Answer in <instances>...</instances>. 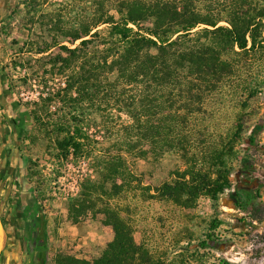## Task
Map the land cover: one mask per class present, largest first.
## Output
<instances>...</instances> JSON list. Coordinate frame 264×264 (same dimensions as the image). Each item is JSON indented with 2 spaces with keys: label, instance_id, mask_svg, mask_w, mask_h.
Wrapping results in <instances>:
<instances>
[{
  "label": "rangeland",
  "instance_id": "1",
  "mask_svg": "<svg viewBox=\"0 0 264 264\" xmlns=\"http://www.w3.org/2000/svg\"><path fill=\"white\" fill-rule=\"evenodd\" d=\"M93 1L17 0L12 16L0 27V66L12 90L11 99L19 101L28 115L24 152L28 187L48 239L43 264H56L59 255L93 260L115 237L111 216L103 212L101 203L82 212L74 200L83 177L92 173L98 178L93 165L107 145L102 112L82 124L98 141L93 154L77 158L70 149L65 156L58 142L63 138L61 125L74 123L72 110L57 99L44 101L67 85L72 71L58 74L53 61L59 53L68 56L62 46L74 48L80 43H73L71 37L88 24ZM240 61V75L222 85L198 115L192 133L195 141L187 154L170 151L160 159L135 164L143 185L156 187L174 182L193 161L199 162L198 168L212 169L213 178L225 163L233 188L217 202L200 196L192 207L169 198H150L136 189L125 190L111 201L132 224L136 242L149 250L153 264H264V50ZM94 121L98 127L87 125ZM256 125L262 126L260 131L253 130ZM245 155L254 163L250 176L239 171ZM236 187H260L254 208L257 220L251 217L253 209L238 207Z\"/></svg>",
  "mask_w": 264,
  "mask_h": 264
},
{
  "label": "trees",
  "instance_id": "2",
  "mask_svg": "<svg viewBox=\"0 0 264 264\" xmlns=\"http://www.w3.org/2000/svg\"><path fill=\"white\" fill-rule=\"evenodd\" d=\"M71 39L80 43L62 46L68 56L59 53L53 61L58 74L72 71L67 85L44 101L57 99L72 110L74 123L61 125L58 142L65 156L70 149L77 158L93 154L98 141L82 124L102 112L107 145L93 165L98 178L92 173L83 177L74 200L82 212L101 203L115 237L93 260L59 255L56 264H153L149 250L136 242L132 224L111 201L136 189L192 207L200 196L217 202L233 188L225 163L213 178L212 169L198 168L193 161L174 182L156 187L143 185L135 164L170 151L187 154L193 147L192 133L205 103L240 75L243 56L264 50V0H94L88 24ZM87 125L99 126L97 121ZM241 164L240 174L250 176L253 161L245 155ZM259 189L234 190L238 207L253 209V220L258 218L254 208Z\"/></svg>",
  "mask_w": 264,
  "mask_h": 264
},
{
  "label": "flooded vegetation",
  "instance_id": "3",
  "mask_svg": "<svg viewBox=\"0 0 264 264\" xmlns=\"http://www.w3.org/2000/svg\"><path fill=\"white\" fill-rule=\"evenodd\" d=\"M17 0H0V27ZM1 65V64H0ZM0 66V264H43L48 239L40 209L29 190L24 138L28 115Z\"/></svg>",
  "mask_w": 264,
  "mask_h": 264
},
{
  "label": "water",
  "instance_id": "4",
  "mask_svg": "<svg viewBox=\"0 0 264 264\" xmlns=\"http://www.w3.org/2000/svg\"><path fill=\"white\" fill-rule=\"evenodd\" d=\"M1 233H2V223H1V219H0V235H1ZM0 248H1V246H0Z\"/></svg>",
  "mask_w": 264,
  "mask_h": 264
}]
</instances>
